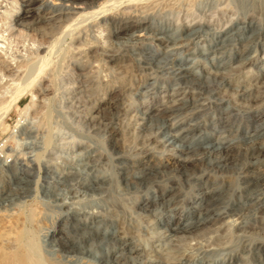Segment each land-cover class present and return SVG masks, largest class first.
<instances>
[{
  "label": "rangeland",
  "instance_id": "374dc122",
  "mask_svg": "<svg viewBox=\"0 0 264 264\" xmlns=\"http://www.w3.org/2000/svg\"><path fill=\"white\" fill-rule=\"evenodd\" d=\"M43 1L45 9L51 11V14L73 12L72 9L65 8L70 4L66 0H36L33 4L38 6ZM153 2L149 0L147 6L140 10L124 3L117 10L146 15L151 21L170 29V32L183 29L188 30L189 34L193 30H199L198 36L190 41L189 47L193 52L204 49L209 53L212 50L209 42L211 38L220 37L228 30H239L238 26L244 19L234 0ZM27 3L28 0H0V56L3 55L0 59H28L34 55L41 42L51 41L61 31L53 29L47 34H52L50 38H42L36 31H29L17 24L15 16L29 6ZM79 5L85 6L82 2ZM259 12L248 15L246 19L261 20L263 15ZM43 14L34 27L50 30L53 23L49 22L45 12ZM102 28V34L92 24L64 33L51 54L50 63L44 65V77L33 82V91L38 86L45 91L37 96L30 92L21 96L18 105L4 116L3 126H0V143L6 141L16 150L20 148L22 157L25 155L24 162L28 158L36 162L29 196L15 200L17 202L12 206L7 203L8 206L4 208L15 212L20 210L22 215L28 216L25 223H22L24 220L19 223L22 221L20 225L25 224L35 235L34 244L41 252L42 264H103L91 254L64 252L46 236L52 229L61 228L63 212L67 209L63 203L85 213L100 214L111 223V231H116L131 243L133 252L123 259L122 264H197L201 261L204 264H225L228 261H233L232 264H264V251L255 248L256 243H264V210H256L255 217L248 218L246 215L238 220L231 217L225 224H213L194 234L174 236L166 232L160 219L153 215L155 206L147 210L140 203L141 198L146 195L143 186L124 184L120 176H115V199L109 201L107 189L94 190L84 185L87 178L112 176L119 170V163L113 159L115 153L109 144L112 127L120 129L121 134H117L121 138L119 149L125 156L136 158L146 149L159 155L165 148L152 140V137L157 134L155 130L160 122H155V127L142 128V112L153 109V113H157L172 105L176 99L188 95V92L190 99L199 100L201 97L203 100L199 101L211 106L207 105L206 109L197 111L188 106L174 114L172 122H178L181 125L179 127L193 123L200 126L203 124L206 133L210 132L214 138L237 139L244 135L246 129L257 126L247 116V112H264V95L260 96L264 89V69L258 70L264 65V39L251 47V51L246 50L245 43L243 46L233 45L229 50L233 57L229 60L228 67L219 72L226 82L220 78L207 82V75L215 72L209 62L211 55L187 54L183 49L173 50L172 43L156 41L150 30L134 34L129 32L123 38H117L108 35L106 24H102ZM113 54H119V57L109 61V55ZM247 56L256 59L255 63L245 65L243 59ZM179 59L184 60V64H198L205 70L200 82L179 81L173 73ZM140 62H145L146 68L137 67ZM3 67L4 64L0 61V72L8 75ZM7 77L10 76L4 77L0 83V99L3 103L8 102L9 95L16 87V80L14 84L8 85V80L5 81ZM200 83H206V89ZM32 97L36 104L29 109L26 122L31 127L33 137L26 139L24 135L18 136L15 126L20 118V110L31 102ZM115 98H119V102L111 105L109 100ZM214 98H223L224 106L234 108L228 124H221L217 128L209 127L219 116L216 107L210 103ZM17 143H21L20 147ZM173 162L174 160H169L167 165L172 166ZM40 167L51 172L47 176ZM188 214L189 212H184V218ZM0 220L2 221L1 216ZM241 220L242 223L238 225ZM1 221L0 232L4 229L2 226L10 227L8 222L2 224ZM8 242L3 240V243ZM113 244L111 243V248L123 246L120 241Z\"/></svg>",
  "mask_w": 264,
  "mask_h": 264
},
{
  "label": "bare ground",
  "instance_id": "6f19581e",
  "mask_svg": "<svg viewBox=\"0 0 264 264\" xmlns=\"http://www.w3.org/2000/svg\"><path fill=\"white\" fill-rule=\"evenodd\" d=\"M35 1L28 0L27 4L29 6L23 8L21 13L15 16L17 24L23 25L29 31H36L42 38L46 36L50 38L52 34H47L53 29H60L61 31L51 41L48 38V41L41 42L34 55L30 58L28 57V59L15 60L14 58H6V61L5 58L0 59L4 64L3 69L9 73L5 75L4 72H0L2 73L0 74V83L6 76H10L5 79V81L8 80V85L14 84L16 80V87L14 86L13 92L10 91L12 94L9 95L10 99H8V102L3 103V100L0 99V126H3L2 119L4 116L14 106L18 105V100L21 96L28 92L37 96L38 93L45 91L40 86L36 88V91H33V82L44 77V65H46L45 63H50L51 54L61 40V36L82 26L95 25L98 27V32L102 34V24H106L108 35L117 38H123L129 32L134 34L137 31L150 30L153 32V37L156 41L172 43L173 50L183 49L187 54L194 53V55L209 54L211 55V61L209 62H211V66L215 69V72L212 75H207V82L211 80L217 81L218 78L226 82L225 77L219 72L225 69L229 60L232 59L233 54L229 50H231L233 45L241 44L243 46L242 44L245 43V48L248 51L264 39V0H234L237 10L244 18L243 21L240 20L241 25L238 26L239 30L235 32L228 30L230 33L227 31L225 34L219 35L220 37L211 38L209 42L212 50L209 53L204 49L191 51L189 47L190 41L194 36H198L199 30L197 29L191 31L189 34L188 30L185 31L183 29L170 32V29L168 30L153 19L151 21V18L149 17V19L146 15L117 10L124 3L125 5L135 6L140 10L147 6L146 3L149 0H66L70 4H67L65 8L67 10L72 9V14L66 12L63 14H51V11L45 9L46 4L44 1L38 6H34L33 2ZM151 1H154V4L161 0ZM80 2L85 4V6H80ZM258 11L263 15L261 20L246 19L248 15H256ZM44 12L49 22L53 23L50 30L34 27L41 20ZM258 17L256 16V18ZM1 44L0 50L2 48ZM147 53L149 52L147 51ZM150 53L152 52L150 51ZM248 56L243 59L244 64H254L256 59ZM118 57L119 54L109 55L108 60L113 61ZM145 62H140L137 64V67L146 68ZM263 69L264 65L258 68L260 71ZM173 73L179 81L187 82L188 80H194L200 82V77L202 74H205V70L198 66V64L197 66L184 64V60H180ZM124 83L126 84V82ZM200 84L202 88L205 87L206 89V83ZM262 94L264 95V89L260 96H263ZM189 96L188 92V95L185 94L184 97L176 99L172 105L160 109L157 113H153V109L142 112V123H140L142 128L147 126L153 127L155 122H160L159 124L157 123V130H155L157 134L152 137V140L157 141L159 145L165 148L164 150L162 149L163 151L159 155L150 149H146L136 158L125 156L119 149L121 138L117 134H121L120 129L112 127L110 130L112 138L109 144L114 150L115 155L113 159H116L119 163V170L115 171L112 176L87 178L86 184H84L86 187L94 190L101 191L104 188L107 189V199L109 201L115 199L113 189L118 176L122 178L124 184L133 183L143 186L146 195L141 198L140 203L147 210L155 206L156 210L153 212V215L160 219L166 232L174 236L194 234L213 224H225L229 222L231 217H234L235 220L242 219L246 215L248 218L249 216L255 217L257 214L256 210H264V112H259L258 110L256 113L247 112V116L257 123V126L252 129H246L244 135L240 138H214L209 134V131V133H206V129L204 130L202 127L203 124L200 126L197 123H193L179 127L181 125H178V122H172L173 115H176V113H179L188 106L197 111L206 109L207 105H210L209 103L206 105L204 102L199 101L201 97L199 100H196L190 99ZM118 102L119 98L109 100L111 105ZM224 102L223 98H214L210 102L212 106L216 107L219 116L209 124V127L217 128L221 124L222 126L228 124L229 117L233 114L234 108L224 106ZM35 104L36 100L32 97L31 102L20 110V118L19 120L17 119L18 122L15 126L18 136L24 135L26 139L33 137L31 127H29L28 121L26 122V116L29 109H32ZM109 118L111 119V117ZM17 144L20 147L21 143ZM24 157H22L20 148L16 150L14 147L9 146L6 141L0 143V216L2 218V221H0L2 224L8 222L10 225V227L2 226L4 229L0 232V264H42L40 259L41 252L36 247L37 245L35 246L34 244L35 235L30 232L25 224H22L23 226L20 225L22 221L19 223L20 220H24L22 223H25V219L28 216L22 215L23 212L20 210L15 212V210L6 209L7 207L4 208L8 206L7 203L11 206L12 204L15 205L17 202L15 200L25 198L31 192V177L35 173L36 162L34 159L27 157L26 162L27 160L29 162L26 163L24 162ZM169 160H174L173 165H169L170 167L167 165ZM40 169L47 176L51 172L47 168L40 167ZM40 172L42 173V171ZM115 176L117 177L115 178ZM108 200L105 202H108ZM62 205L67 207V209L63 212L64 220L61 228H54L51 233L46 234L50 241L60 250L81 255L91 254L96 256L99 262L103 264H122L123 259L133 252L131 243L123 239L116 231H111V223L106 218L101 217L100 214L85 213L78 208H72L67 203H63ZM186 211L189 214L187 218H184L183 213ZM164 214L166 215L164 216ZM241 223L242 220L239 221L238 225ZM3 240L9 242L3 243ZM119 241L123 246L119 244L118 246L121 247H118V249L110 247L111 243L114 245L113 243L116 244ZM255 248L264 251V243L261 241L256 243ZM262 259L264 260V258ZM232 262L228 261L225 264H232ZM197 264H204V262L201 261Z\"/></svg>",
  "mask_w": 264,
  "mask_h": 264
}]
</instances>
